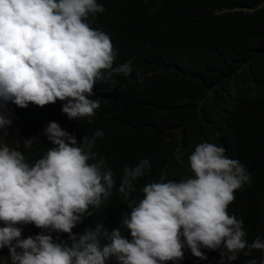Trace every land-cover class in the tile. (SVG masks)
<instances>
[{"label": "clouds", "instance_id": "clouds-1", "mask_svg": "<svg viewBox=\"0 0 264 264\" xmlns=\"http://www.w3.org/2000/svg\"><path fill=\"white\" fill-rule=\"evenodd\" d=\"M106 20L103 0H0V261L177 264L191 254L207 260L206 248L220 250L218 264L253 251L262 256L247 264H264V238L249 243L243 220L228 211L235 191L251 186V174L231 151L209 142L189 155L192 176L146 184L135 206L129 197L134 182L150 174V161L123 168L117 191L131 208L120 221L127 238L103 223L72 233L92 216L90 208L109 199L115 180L104 158L88 162L98 155L92 149L103 131L78 144L65 114L94 116L95 86L113 74L130 75L132 61H140L131 54L140 44L138 29L129 33L128 20ZM141 60L148 75L175 70L169 52L154 49ZM137 79L144 83L139 72ZM38 139L43 150L29 160L24 150ZM21 224L49 234L22 238ZM51 232L67 233L71 243L54 242Z\"/></svg>", "mask_w": 264, "mask_h": 264}, {"label": "trees", "instance_id": "trees-1", "mask_svg": "<svg viewBox=\"0 0 264 264\" xmlns=\"http://www.w3.org/2000/svg\"><path fill=\"white\" fill-rule=\"evenodd\" d=\"M103 3L107 11L105 23L128 20L129 33L138 29L140 44L131 54L140 61H132L130 75L113 74L95 86L99 97L89 99H98L100 107L94 116L69 119L65 114L78 144L85 135L91 138L97 130L103 131L92 149L98 155L88 162L104 158L115 180L109 199L99 208H90L92 216H86L72 233L103 223L110 230L119 227L127 238L130 232L120 221L130 215L131 208L117 191L123 168L134 167L141 159L150 161V174L134 182L136 190L129 201L135 206L143 198L146 184L179 182L192 176L188 157L197 145L209 142L231 151L233 159L244 164L251 174V186L235 191V201L228 211L243 220L249 243L257 235L264 238V0ZM154 49L169 52L176 59L174 72L147 74L141 59ZM138 72L143 84L137 79ZM42 150L38 139L24 152L32 160ZM18 227L22 238L49 234L30 224ZM50 234L54 242L71 243L67 233ZM201 251L207 260L191 254L177 264H218L219 249ZM261 256L259 251H253L251 256L241 252L231 264H247Z\"/></svg>", "mask_w": 264, "mask_h": 264}]
</instances>
